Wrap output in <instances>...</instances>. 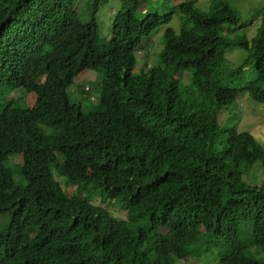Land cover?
Returning a JSON list of instances; mask_svg holds the SVG:
<instances>
[{
	"label": "trees",
	"instance_id": "obj_1",
	"mask_svg": "<svg viewBox=\"0 0 264 264\" xmlns=\"http://www.w3.org/2000/svg\"><path fill=\"white\" fill-rule=\"evenodd\" d=\"M107 1L83 22L79 0H0V264H176L213 246L216 264H264V147L219 118L241 93L264 105V6L245 20L229 0L179 4L189 25L168 27L161 65L135 73L173 16L139 19L142 0H121L105 42ZM257 20L253 38L238 34ZM234 49L249 54L238 66ZM251 65L255 79L230 87ZM86 71L104 73L88 114L68 94ZM5 89L34 105L12 107Z\"/></svg>",
	"mask_w": 264,
	"mask_h": 264
},
{
	"label": "rangeland",
	"instance_id": "obj_2",
	"mask_svg": "<svg viewBox=\"0 0 264 264\" xmlns=\"http://www.w3.org/2000/svg\"><path fill=\"white\" fill-rule=\"evenodd\" d=\"M186 1L190 0H142L137 8L136 15L139 19H144L148 14L157 13L161 16L171 14L173 16L168 25L160 26L153 34L145 39L148 43L145 50L136 53L137 65L134 72L138 73L145 64L150 67H157L160 63V53L164 47V33L168 27L180 31L183 25H189L188 20L183 19L182 15L177 11L176 7ZM192 1V0H191ZM213 0H198L196 5L204 10H208ZM231 5L239 10L245 20H249L253 15V10L264 6V0H229ZM92 0H79L77 4V11L80 14L81 21L88 22L91 14ZM122 10L121 0H108L107 3L101 4L97 15L99 25V36L102 41L108 42L112 39V31L115 18ZM185 23V24H183ZM260 20L255 21V25L246 28L244 31H238V34L246 33L249 38H253L257 34ZM248 52L243 49H234L227 52L226 58L232 66H238L244 59L248 57ZM254 66H248L243 78L238 82L230 83V87H241L249 81L255 79ZM190 73H184L182 79V87L186 85ZM104 79L103 72L86 71L83 72L75 84L68 89V94L71 103L80 105L84 113L88 114L97 105L100 104V93ZM90 88V90H86ZM94 94V95H93ZM3 97L11 99L12 107L25 109L28 106H33L36 100L35 94H29L23 90L9 91L7 89L3 92ZM94 97L96 100H92ZM20 99V100H17ZM22 100V101H21ZM27 102V103H25ZM220 124L223 130H235L237 132L251 133L258 143L264 147V105L253 101L248 93H241L236 102L228 108L221 111ZM224 136L221 137V140ZM220 140V141H221ZM216 142L210 150L212 156H217L222 152L223 146L221 142ZM17 156L9 159V164H13ZM15 164V163H14ZM263 176L262 164H256L250 175L245 177V181L249 184L260 182ZM17 176L16 180L19 181ZM200 230V229H199ZM219 250L216 246L212 247V252L199 259L176 260V264H216L218 262ZM259 255L257 258H261Z\"/></svg>",
	"mask_w": 264,
	"mask_h": 264
},
{
	"label": "bare ground",
	"instance_id": "obj_3",
	"mask_svg": "<svg viewBox=\"0 0 264 264\" xmlns=\"http://www.w3.org/2000/svg\"><path fill=\"white\" fill-rule=\"evenodd\" d=\"M94 95V94H93Z\"/></svg>",
	"mask_w": 264,
	"mask_h": 264
},
{
	"label": "clouds",
	"instance_id": "obj_4",
	"mask_svg": "<svg viewBox=\"0 0 264 264\" xmlns=\"http://www.w3.org/2000/svg\"><path fill=\"white\" fill-rule=\"evenodd\" d=\"M88 88V87H87Z\"/></svg>",
	"mask_w": 264,
	"mask_h": 264
}]
</instances>
